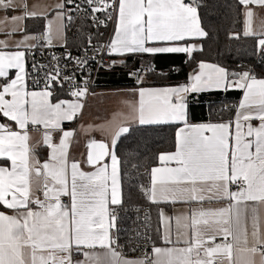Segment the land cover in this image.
I'll list each match as a JSON object with an SVG mask.
<instances>
[{
  "label": "snow or ice",
  "instance_id": "1",
  "mask_svg": "<svg viewBox=\"0 0 264 264\" xmlns=\"http://www.w3.org/2000/svg\"><path fill=\"white\" fill-rule=\"evenodd\" d=\"M84 2L94 24L114 22L108 44L96 48L112 56L183 53L192 59L203 51L195 41L209 35L202 26V0ZM238 3L245 17L243 36L252 37L264 57V21L254 27L256 9L264 12V0ZM38 7L29 0H0V115L19 129L0 123V160L9 162L0 166V264H264V78L201 60L189 83L136 90L138 102L129 105L135 123L178 126L175 151L160 153L159 166L150 168L149 186L138 187L152 204L180 205L186 211L173 217L159 209L156 232L166 246L153 241L151 252L131 259L119 250L113 233L124 204L123 161L116 144L130 127L118 125L110 144L89 142L86 163L94 171L69 163L73 132L64 130L62 122L73 120L83 108L79 100L88 94L87 82L81 87L74 83V74L62 75L54 55L57 64L51 67L32 63L34 72L45 69V74L43 89L30 90L27 53L34 55L37 47H66L74 9L57 3L49 18ZM39 18L47 21L46 30L40 36L29 34L26 22ZM233 38L241 34L233 33ZM66 57L72 59L71 53ZM130 75L143 83L138 72ZM65 81L76 100L54 103L55 86L63 87ZM229 89L243 92L230 119L191 122L190 94ZM29 125L47 130L43 143L50 155L43 162L30 144ZM54 131L61 133L58 143L53 142Z\"/></svg>",
  "mask_w": 264,
  "mask_h": 264
},
{
  "label": "trees",
  "instance_id": "2",
  "mask_svg": "<svg viewBox=\"0 0 264 264\" xmlns=\"http://www.w3.org/2000/svg\"><path fill=\"white\" fill-rule=\"evenodd\" d=\"M202 26L208 31L207 38L201 40L203 51L193 54L190 59L186 54L165 53L149 55H130L125 64L119 62L112 71L102 73L101 81L106 88L118 87H166L185 84L198 68V62L203 60L226 67L230 72L250 70L257 78H264V57L256 51L255 40L243 36V7L238 0H202ZM44 19L27 21L28 31L37 35L42 32ZM233 33H240V39H234ZM83 37L67 39V46L77 42L85 43ZM121 60V59H120ZM154 70L149 71V67ZM130 72H138L143 76V83L129 78ZM243 92L238 89L228 91L203 92L188 96V108L191 122L194 124L227 121L234 115V108L239 104ZM67 95L59 90L54 92L52 100L58 102ZM7 119L0 115V123ZM176 125L140 126L131 125L130 131L123 134L116 145L117 154L123 161L122 185L125 211L124 222H134L135 216L141 222L142 208L149 209L147 225L157 242L159 227V209L169 205L152 204L138 187L150 184L149 171L151 167L159 166L160 153L175 150ZM42 151L39 148L38 152ZM39 154H41L39 152ZM4 164L5 162L0 161ZM135 165V167H133ZM137 209V212H132ZM3 210V209H0ZM143 222V221H142Z\"/></svg>",
  "mask_w": 264,
  "mask_h": 264
},
{
  "label": "built area",
  "instance_id": "3",
  "mask_svg": "<svg viewBox=\"0 0 264 264\" xmlns=\"http://www.w3.org/2000/svg\"><path fill=\"white\" fill-rule=\"evenodd\" d=\"M65 1L67 9H74L70 12L73 16V23L67 29V39L71 40L74 37H83L86 41L85 43H79L71 47H62V48H47V47H37L33 50L35 53H27L28 55V71L32 72V77L28 79V86L31 89L42 90L44 87V74L45 69H41L39 72H34L31 68L32 63H38L40 65H48L49 67L56 65L57 61L53 59V56L59 57V66L63 69V74L73 75L74 74V83L79 84L81 87L84 86L87 82L88 94L85 97L80 98V102L83 104V108L87 106L91 96L94 94V91L104 84L101 81L102 73L110 72L113 70L115 65L119 62V59L116 56L109 55L106 51L97 52L96 48H103L106 46L113 36L115 24L113 21H105L106 26L96 25L91 19V14L89 6L84 2V0H75V3L68 4ZM79 4L80 8L77 9L76 5ZM101 19H104V15L101 13L95 14ZM45 30H42L37 36H40L44 33ZM91 39L92 44H88V40ZM39 43H43L40 41ZM93 45L95 47H93ZM66 52L71 53L72 59L66 57ZM76 57L81 59H86L87 63L80 65L76 62ZM115 61V63H114ZM66 66V67H65ZM134 73V72H130ZM128 74L129 78L137 81L135 75ZM63 91L71 99H76L70 95L72 85L65 81L63 87L55 86L56 91ZM81 121V116H75L74 120L68 125L69 129L73 132L74 136L78 131V126ZM65 203H68V197L63 198ZM134 212H137L135 209ZM142 216L141 222L138 221V217L135 216L134 222L129 223L124 222L125 211L122 209L119 211V218L117 220L116 228L113 229L114 235L117 237V244L120 246L119 250L126 257H141L144 254V251L151 252V246L153 242V236H151V231L147 225V217L149 209H141ZM143 221V222H142ZM151 236L152 241H146L145 237ZM135 248V251L132 249ZM143 250V251H142Z\"/></svg>",
  "mask_w": 264,
  "mask_h": 264
},
{
  "label": "crops",
  "instance_id": "4",
  "mask_svg": "<svg viewBox=\"0 0 264 264\" xmlns=\"http://www.w3.org/2000/svg\"><path fill=\"white\" fill-rule=\"evenodd\" d=\"M63 1L64 0H29V3L33 5H38L39 7L36 9L37 11H42L46 9L49 18H53L55 15V11H57L55 9V5ZM256 12L259 15L256 17L254 21V27L259 28L261 21H264V12H261L259 9H256ZM39 19H43V18H39ZM244 20L245 17L243 14V21ZM46 26H47V21L44 19V25L42 30H46ZM28 32L31 35H37V33L33 31H28ZM16 38L20 39L21 37L17 36ZM202 39L196 40L195 43L197 45L202 46L201 43ZM117 58L119 60L122 59L121 57H117ZM137 89L138 87H133V86H129V88L118 87L115 89L101 86L100 88H97L94 91V94L91 96V99L89 100L87 106L82 108L76 115V116L78 115L81 116V121L79 123L78 126L79 128L75 136L73 134V136L70 138L71 143L68 149L69 163L74 161L79 162L80 168L83 171L85 172L94 171V169L86 163L87 154L89 152V148H88L89 142L92 140H96L97 142H105L110 144L113 135L118 130V125L122 124L123 126H128V127H131V125H138L137 123H135V121L131 119V109L129 107L130 104H135L138 102V94L136 92ZM31 90H35V89H31ZM115 90H121L122 92L117 93L115 94V96H111L110 98H102L101 92L115 91ZM35 91H40V90H35ZM213 91H223V90H211L206 92H213ZM192 94H199V93H192ZM92 97H95L97 99H93ZM242 98H243V94L241 100ZM60 100L75 101L76 99H71L70 97L67 96V97H62ZM73 120L63 121L62 128L66 131H71L68 125ZM6 123H12L14 129L19 130L18 128L15 127L14 122L7 121ZM45 131L47 130L44 128L43 125H35V126L29 125V134L31 137L30 144L35 147L36 156L38 159H40L41 162L47 160L50 155V149L43 143V134ZM52 136H53V142L58 143L61 137V133L59 131H54L52 133ZM39 148L42 149V151H39L41 154H39L38 152ZM0 161L5 162L4 164L0 163V166H8L9 164V162L3 160ZM37 195H39V193H37ZM214 206L219 207L221 205L216 204ZM163 210L167 215L174 217L177 212L182 210L186 211V208H182L180 205H176V206L169 205L168 207H163ZM155 243L157 246H166L163 245L160 241H157ZM128 258L135 259V257H128Z\"/></svg>",
  "mask_w": 264,
  "mask_h": 264
},
{
  "label": "rangeland",
  "instance_id": "5",
  "mask_svg": "<svg viewBox=\"0 0 264 264\" xmlns=\"http://www.w3.org/2000/svg\"><path fill=\"white\" fill-rule=\"evenodd\" d=\"M63 2H65V1H63ZM62 47H64V46H54V48H62ZM120 92H122L121 90H115V91H103V92H101V94H102V98H110L111 96H115V94H117V93H120ZM101 94H98V95H101ZM93 99H97V98H95V97H92Z\"/></svg>",
  "mask_w": 264,
  "mask_h": 264
}]
</instances>
